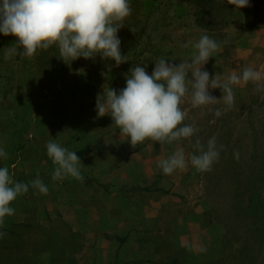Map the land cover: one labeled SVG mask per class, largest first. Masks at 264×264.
<instances>
[{"label": "rangeland", "instance_id": "obj_1", "mask_svg": "<svg viewBox=\"0 0 264 264\" xmlns=\"http://www.w3.org/2000/svg\"><path fill=\"white\" fill-rule=\"evenodd\" d=\"M119 30L128 61H63L55 45L32 57L4 59L15 36L0 34V146L14 181L39 176L0 226V264H264V89L231 85L233 102L194 106L186 95L182 123L195 136L171 143L151 138L132 145L96 99L126 86L129 69L161 58L191 60L192 43L207 34L221 44L204 69L226 81L246 67L264 72V0L234 8L228 0H131ZM187 42V48L181 45ZM264 83V81H261ZM191 85H189V88ZM217 110L220 115L217 116ZM197 137L223 145L211 170L190 163L172 174L159 162ZM55 139L85 165L83 180L53 179L46 143ZM239 153L236 158L235 153Z\"/></svg>", "mask_w": 264, "mask_h": 264}, {"label": "clouds", "instance_id": "obj_2", "mask_svg": "<svg viewBox=\"0 0 264 264\" xmlns=\"http://www.w3.org/2000/svg\"><path fill=\"white\" fill-rule=\"evenodd\" d=\"M234 8L242 9L251 5V0H228ZM132 13L131 0H0V34L12 35L18 39L17 47L4 48V59L22 55L34 56L38 50H46L55 45L59 58L74 61L78 58L110 59L115 66L128 61L121 52L119 30ZM187 42L182 47L189 46ZM195 52L191 60L173 63V59L159 58L151 73L147 65H136L129 69L126 86L117 91L109 88L98 94L96 110L98 116L110 115L120 133L137 145L151 138L157 142L179 141L195 136V124L182 123L186 113L180 107L186 95L191 96L194 106L208 105L217 100L209 89L220 88L226 104L231 106L233 91L231 85L243 80L257 83L264 89V72L246 67L240 74H232L226 81L204 69L210 57L221 44L207 34L192 43ZM189 85L191 87L189 88ZM216 115L220 112L217 110ZM196 152L186 158L181 147L171 156L159 162L165 174L185 169L190 163L199 171H209L218 161L223 145L218 146L215 137H210L207 145L197 137ZM47 155L55 165L53 179L72 177L83 180L81 167L85 166L77 152L51 139L46 143ZM7 153L0 146V158ZM239 158V153H235ZM46 194L49 189L37 176L29 183L14 181L7 166H0V226L5 217L14 214L11 203L29 191V186ZM0 236L3 233L0 232Z\"/></svg>", "mask_w": 264, "mask_h": 264}]
</instances>
